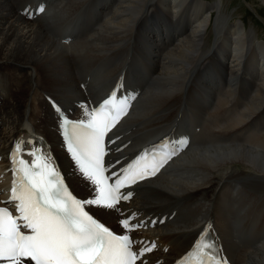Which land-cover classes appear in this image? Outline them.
Returning a JSON list of instances; mask_svg holds the SVG:
<instances>
[{
  "label": "bare ground",
  "instance_id": "bare-ground-1",
  "mask_svg": "<svg viewBox=\"0 0 264 264\" xmlns=\"http://www.w3.org/2000/svg\"><path fill=\"white\" fill-rule=\"evenodd\" d=\"M26 1L0 0V70L21 73L16 79L0 73L4 96L0 106L3 147L16 137L27 136L28 127L32 128V134H43L47 139L54 136L50 124L41 122V114L51 108L45 98L36 97L38 90L78 94L77 85L81 81L76 76V67L85 74L97 63L102 64L104 71L94 90L111 85L132 52V38L138 43L142 41V45L145 43L156 75L151 87L141 94L133 115L123 122L117 134L126 133L138 124L124 140L136 136L138 147L155 142L175 124L184 93L190 87L188 80L197 76L198 67L204 69L217 60L227 87L215 93L216 101L207 112L199 147L177 159L156 178L138 186L130 203L115 210L97 206V215L117 227L126 210L138 209L146 217L180 207L174 220L142 234L170 246L166 253L153 254V261L163 258L162 264H168L192 244L211 215L221 211L219 201L217 207L211 205L213 198L224 194L222 211L226 217L222 219L223 231L219 232L226 251L235 258L234 264H264L263 232L252 237L253 245L243 247L228 240L227 230L229 216L235 211L242 219L251 216L252 207L264 210L259 197L252 201L241 190L244 187L251 192H264V131L241 138L244 126L264 108V65L260 68L258 63L259 59L264 60V43L254 42L255 34L247 30L245 23L244 31L238 34L240 25L233 15L229 17L230 14L221 10L215 13L222 0L220 4L217 0L204 3L93 0L103 3V8L94 14L104 15L105 19L101 23H89V34L73 44L68 53L67 44L59 42L52 33L67 16L88 10L86 4L92 0H59L34 20L25 18L21 9H16L17 4ZM208 12L210 17L206 16ZM215 15L214 39L211 26ZM157 19L167 23V30L163 25L153 29ZM158 41H163V46ZM239 78L246 84L242 90L237 85ZM194 82L198 84L199 79ZM196 84L193 83L192 94L197 91ZM240 101L244 105L241 110L237 109ZM233 103L237 108L230 109ZM145 132L151 135L145 138ZM132 149L129 146L123 154ZM65 161L71 178L76 181L78 171L67 158ZM76 185L83 195L88 193L83 183ZM3 188L4 181H1L0 190ZM1 198L4 195L0 192ZM232 236L240 239L237 233Z\"/></svg>",
  "mask_w": 264,
  "mask_h": 264
},
{
  "label": "snow or ice",
  "instance_id": "snow-or-ice-1",
  "mask_svg": "<svg viewBox=\"0 0 264 264\" xmlns=\"http://www.w3.org/2000/svg\"><path fill=\"white\" fill-rule=\"evenodd\" d=\"M43 12V8L38 9ZM111 103V101H107ZM123 109L117 110V117ZM111 120L104 116L92 115L85 125L78 126L86 129L76 137L77 148H73L79 171L95 186L94 198L77 199L65 187L60 174L49 165H42L33 161L31 171L26 167L14 169L23 171L25 189L21 195H16L13 188L12 199L19 201L20 216L14 217L9 213L7 218H0V264H146V257L157 248V244L149 241V246L138 244L133 236L125 233H135L146 226L132 213H128L120 220L123 231H113L103 223L94 219L87 206H103L115 210L120 202L127 201L130 193L121 195L120 190L126 184H135L145 179V171H133L134 165L119 174L103 166L105 156L104 139ZM111 143V142H110ZM19 151V145L15 146ZM35 155V153H32ZM14 163L28 165L21 159ZM47 169V171H41ZM108 171L109 175H105ZM156 168H152L148 175H155ZM114 181L109 184V181ZM0 211L8 213L7 208ZM22 221L23 223H18ZM24 228L29 234L20 229ZM201 256L200 264H229V261L209 255L212 245H195ZM135 248V251H133ZM207 248V252H201ZM192 253L186 251L177 258L175 264H191Z\"/></svg>",
  "mask_w": 264,
  "mask_h": 264
},
{
  "label": "rangeland",
  "instance_id": "rangeland-1",
  "mask_svg": "<svg viewBox=\"0 0 264 264\" xmlns=\"http://www.w3.org/2000/svg\"><path fill=\"white\" fill-rule=\"evenodd\" d=\"M200 3H204L205 0H197ZM207 1V0H206ZM209 1V0H208ZM216 3L220 4V0H217ZM220 8V9H219ZM218 9L214 10L216 14H218V11H223L227 14L233 15L235 22H237L240 25V29L237 31L238 34H242V31H244V23L247 26L248 31H252L254 35V42H261L264 43V3L262 0H222L221 5ZM173 9V8H170ZM206 16L210 17V13L208 12ZM216 17L215 15L211 31L213 38H216ZM214 38V39H215ZM224 41V40H223ZM252 44V43H251ZM233 46H235L233 44ZM228 47H231V44L228 45ZM252 48V47H251ZM249 49L251 52L252 49ZM233 50V48H232ZM264 60L259 59V67H263ZM9 69H5V71H8ZM214 191V190H213ZM213 196V195H212Z\"/></svg>",
  "mask_w": 264,
  "mask_h": 264
}]
</instances>
